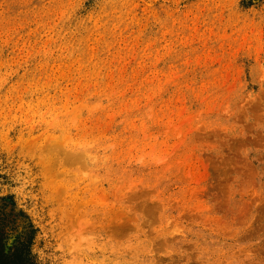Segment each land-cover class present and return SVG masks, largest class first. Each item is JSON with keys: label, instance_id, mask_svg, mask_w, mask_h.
<instances>
[{"label": "rangeland", "instance_id": "374dc122", "mask_svg": "<svg viewBox=\"0 0 264 264\" xmlns=\"http://www.w3.org/2000/svg\"><path fill=\"white\" fill-rule=\"evenodd\" d=\"M0 264H264V0H0Z\"/></svg>", "mask_w": 264, "mask_h": 264}]
</instances>
